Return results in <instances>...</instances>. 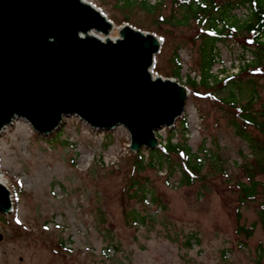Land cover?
Listing matches in <instances>:
<instances>
[{
  "label": "rangeland",
  "instance_id": "374dc122",
  "mask_svg": "<svg viewBox=\"0 0 264 264\" xmlns=\"http://www.w3.org/2000/svg\"><path fill=\"white\" fill-rule=\"evenodd\" d=\"M86 1L117 26L111 38L125 23L163 38L154 68L159 75L186 85L188 77L199 81L205 73L199 25L193 18L180 23L187 11L176 0H149L157 3L152 12L116 0ZM249 13V7L240 6L225 20L236 32L218 43L211 73L219 81L264 52L240 29ZM175 49L182 78L172 76ZM248 79L257 81L254 109L264 124V65L236 81ZM226 95L222 84L190 89L175 126L157 130L161 150L151 153L158 147L143 146L138 155L129 148L124 126L98 130L72 115L50 134L56 133L52 142L25 119H14L0 133L1 181L13 198L12 212L0 214V264H264V172L256 176L261 182L256 198L239 207L240 185L250 182L244 166L254 156L223 108L220 99ZM185 117L188 132L183 134ZM248 131L262 137L253 126ZM171 134L174 143L191 151L166 162L163 147ZM198 159L204 178L186 185L179 163ZM238 211L240 225H256L250 237L238 230Z\"/></svg>",
  "mask_w": 264,
  "mask_h": 264
},
{
  "label": "water",
  "instance_id": "95a60500",
  "mask_svg": "<svg viewBox=\"0 0 264 264\" xmlns=\"http://www.w3.org/2000/svg\"><path fill=\"white\" fill-rule=\"evenodd\" d=\"M114 29L86 0H0V133L23 118L48 136L77 115L98 130L124 126L134 152L159 147L157 130L175 126L190 90L152 75L157 34L125 23L111 38ZM12 210L0 182V214Z\"/></svg>",
  "mask_w": 264,
  "mask_h": 264
},
{
  "label": "trees",
  "instance_id": "16d2710c",
  "mask_svg": "<svg viewBox=\"0 0 264 264\" xmlns=\"http://www.w3.org/2000/svg\"><path fill=\"white\" fill-rule=\"evenodd\" d=\"M116 1L120 6H125L129 9L138 6L149 12H152L157 6V3L152 4L149 0ZM174 4L187 11V13L184 14V20L180 21L181 24H185L189 19L193 18L199 25V33L197 34V37L201 40L200 55L203 60L205 73L202 74L199 81L188 77V84H186L187 87L191 89V93H193L200 85L212 87L215 83L218 85L222 84L223 87L227 89V95L220 99L224 104L223 108L229 113L231 124L236 128V133L245 138L249 143V147L252 149L251 154L254 158L250 163L248 162L244 166L250 182L241 183L240 185V207L248 200L255 199L259 187L261 186V182L257 180L256 176L259 172H264V124L257 120L258 114L254 109V103L258 98L257 81L254 79H248L246 82H241L236 81V79H240L243 74L250 70V68L259 67V63L264 65V52L258 55L254 61H244L239 73L231 75L230 77L232 78L226 80L223 79L224 81H221L222 79L219 81L218 76L211 73V68L220 54L218 43L224 42L226 38L229 37V34H234L236 32L232 26L225 23V20L234 9L240 6H247L250 8L249 18L242 23L240 29L248 34L251 41L258 47V50H264V0H176L174 1ZM173 17L174 16H172V18ZM159 19L162 20L161 17ZM169 22L171 23V21ZM172 59L174 60L175 67L172 76L182 78V62L178 49H175ZM244 99L245 102H242ZM183 123V134H185L188 132L187 117L183 119ZM249 126L258 129L262 137H252L248 131ZM55 135L56 133L50 135L48 140L53 142ZM173 137L174 136L171 134L163 147L166 149V154H163V161L166 160V162H171L172 155H190L191 148L179 142L174 143ZM155 150L161 149L156 148L151 150V153ZM139 153L140 152L136 153V155ZM191 162L192 161L179 163L182 171L181 181L183 180L182 182L186 185L193 184L196 179L204 178V175L200 174L203 164L202 160L198 159L197 161L193 160V162ZM174 167L175 166H172L170 168L171 173L175 170ZM136 168L140 170L143 166L139 163ZM260 214L264 228V204L261 206ZM240 221L241 214L238 211V230H240V233L245 234L246 237H250L254 233L256 225L252 224L249 228H245L243 225H240Z\"/></svg>",
  "mask_w": 264,
  "mask_h": 264
},
{
  "label": "built area",
  "instance_id": "2783aa9c",
  "mask_svg": "<svg viewBox=\"0 0 264 264\" xmlns=\"http://www.w3.org/2000/svg\"><path fill=\"white\" fill-rule=\"evenodd\" d=\"M238 71H239V70H238ZM236 73H237V72H236ZM156 75H157V74H156ZM3 176H4V175H3ZM0 177H1V178H0V181H1V179H2V175H0ZM1 182H3V181H1ZM3 183H4V182H3Z\"/></svg>",
  "mask_w": 264,
  "mask_h": 264
},
{
  "label": "bare ground",
  "instance_id": "6f19581e",
  "mask_svg": "<svg viewBox=\"0 0 264 264\" xmlns=\"http://www.w3.org/2000/svg\"><path fill=\"white\" fill-rule=\"evenodd\" d=\"M102 36V35H101Z\"/></svg>",
  "mask_w": 264,
  "mask_h": 264
}]
</instances>
